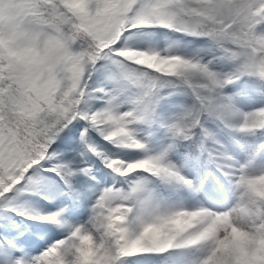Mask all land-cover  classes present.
<instances>
[{
    "label": "snow or ice",
    "instance_id": "obj_1",
    "mask_svg": "<svg viewBox=\"0 0 264 264\" xmlns=\"http://www.w3.org/2000/svg\"><path fill=\"white\" fill-rule=\"evenodd\" d=\"M0 264H264V0H0Z\"/></svg>",
    "mask_w": 264,
    "mask_h": 264
}]
</instances>
